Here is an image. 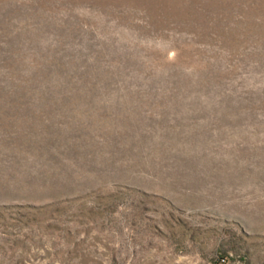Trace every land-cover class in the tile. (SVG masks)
Listing matches in <instances>:
<instances>
[{"label":"rangeland","instance_id":"374dc122","mask_svg":"<svg viewBox=\"0 0 264 264\" xmlns=\"http://www.w3.org/2000/svg\"><path fill=\"white\" fill-rule=\"evenodd\" d=\"M0 264H264V0H0Z\"/></svg>","mask_w":264,"mask_h":264}]
</instances>
